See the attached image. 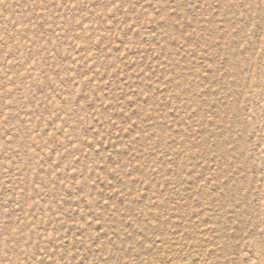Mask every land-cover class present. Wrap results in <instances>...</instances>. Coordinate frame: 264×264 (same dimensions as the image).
<instances>
[{"label": "rangeland", "instance_id": "rangeland-1", "mask_svg": "<svg viewBox=\"0 0 264 264\" xmlns=\"http://www.w3.org/2000/svg\"><path fill=\"white\" fill-rule=\"evenodd\" d=\"M0 264H264V0H0Z\"/></svg>", "mask_w": 264, "mask_h": 264}]
</instances>
